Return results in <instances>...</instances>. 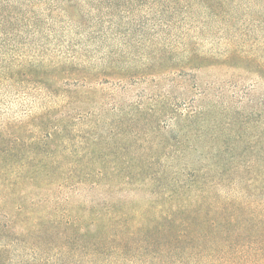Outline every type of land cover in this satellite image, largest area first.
Returning a JSON list of instances; mask_svg holds the SVG:
<instances>
[{
  "label": "rangeland",
  "instance_id": "1",
  "mask_svg": "<svg viewBox=\"0 0 264 264\" xmlns=\"http://www.w3.org/2000/svg\"><path fill=\"white\" fill-rule=\"evenodd\" d=\"M240 11L223 35L207 32L177 43L147 34L142 47L135 38H121L106 39L95 53L93 45L84 50L92 57L84 66L135 70L136 76L88 73L81 80L58 74L27 87L0 85L2 263L31 260L21 234L38 222L49 227L55 212L146 197L123 187L94 189L85 179L150 184L191 170L229 184L264 179V3H243ZM25 53L24 60L33 54ZM57 53L65 60L49 53L62 60L50 62L52 69L65 64ZM194 56L199 58L192 61ZM160 101L174 110L173 121L151 115ZM134 107L142 110L137 117ZM193 109L198 117L187 121L189 129L173 130L185 125L179 113ZM60 120L68 128L58 135L52 127Z\"/></svg>",
  "mask_w": 264,
  "mask_h": 264
},
{
  "label": "trees",
  "instance_id": "2",
  "mask_svg": "<svg viewBox=\"0 0 264 264\" xmlns=\"http://www.w3.org/2000/svg\"><path fill=\"white\" fill-rule=\"evenodd\" d=\"M249 1L0 0V85L27 87L32 81L43 83L48 75L58 74L81 80H87L88 73L136 76L135 70L122 73L118 69L103 71L95 64L84 66L89 56L84 50L93 45L90 51L95 53L106 39L121 38H135L134 45L142 47L147 45V34L174 38L177 43L207 32L223 35L226 23L243 14V3H264ZM177 27L181 30L176 36ZM27 51L33 54L24 60L21 56ZM53 51L65 57L57 53L65 64H55L62 60L54 61L49 56ZM160 102L159 108L150 109L151 115H166L173 121L174 110ZM132 111L137 117L142 110L134 107ZM179 114L185 125L175 126L173 130L178 132L188 130L187 121L198 117L194 109ZM40 119V125L47 127L44 118ZM67 128V122L61 120L52 127L58 135ZM191 172L178 173L168 181L161 175L163 179L150 184L110 176L104 181L83 180L94 189L98 186L112 192L123 187L136 194L143 191L146 197L139 203L109 201L81 205L76 212L70 209L62 215L55 212L49 227L38 222L21 234L32 259L20 263L264 264V179H258V184H229ZM0 264H4L1 258Z\"/></svg>",
  "mask_w": 264,
  "mask_h": 264
}]
</instances>
